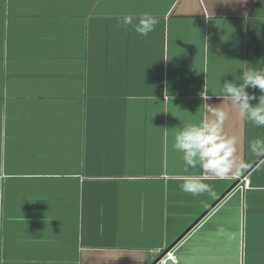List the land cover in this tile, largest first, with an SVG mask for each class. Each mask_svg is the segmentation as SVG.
Returning a JSON list of instances; mask_svg holds the SVG:
<instances>
[{
	"label": "crops",
	"instance_id": "1",
	"mask_svg": "<svg viewBox=\"0 0 264 264\" xmlns=\"http://www.w3.org/2000/svg\"><path fill=\"white\" fill-rule=\"evenodd\" d=\"M262 66L264 0H0V264H153L197 220L164 264H264V127L230 115L246 167L199 195L173 148Z\"/></svg>",
	"mask_w": 264,
	"mask_h": 264
},
{
	"label": "clouds",
	"instance_id": "2",
	"mask_svg": "<svg viewBox=\"0 0 264 264\" xmlns=\"http://www.w3.org/2000/svg\"><path fill=\"white\" fill-rule=\"evenodd\" d=\"M131 14L125 15L122 23L131 26L140 36H148L158 24V19L151 13L140 15L139 22L133 23ZM207 39V38H206ZM167 60V59H165ZM165 83L164 102L169 98L167 81ZM259 89L264 93V66L248 68L232 80L225 79L221 83L219 94H212L207 84L198 93L202 103L197 111L200 118L194 122L181 124L174 135L173 148L182 154L184 177L181 189L192 195H199L210 190L206 183L209 176L223 178L235 174L246 164L238 156L239 139L225 131V123L233 113L256 127H264V94L258 98L248 89ZM213 97L219 103H211ZM250 152L257 157H264V139L249 141Z\"/></svg>",
	"mask_w": 264,
	"mask_h": 264
},
{
	"label": "water",
	"instance_id": "3",
	"mask_svg": "<svg viewBox=\"0 0 264 264\" xmlns=\"http://www.w3.org/2000/svg\"><path fill=\"white\" fill-rule=\"evenodd\" d=\"M243 177H245V175L243 174L242 176H241V178H243ZM239 181H240V179H238V180H236L234 183H233V185H232V187L231 188H233V187H235V186H237L238 185V183H239ZM225 195V194H224ZM223 195V196H224ZM212 208V207H211ZM210 208V209H211ZM198 221V220H197ZM197 221H195L192 225H191V227H189L188 229H187V231L184 233V234H182L180 237H178L167 249H165L161 254H160V256L154 261V263L153 264H157L158 262H159V260L168 252V251H170V249L171 248H173L179 241H180V239L193 227V226H195V224L197 223Z\"/></svg>",
	"mask_w": 264,
	"mask_h": 264
},
{
	"label": "built area",
	"instance_id": "4",
	"mask_svg": "<svg viewBox=\"0 0 264 264\" xmlns=\"http://www.w3.org/2000/svg\"><path fill=\"white\" fill-rule=\"evenodd\" d=\"M244 178V177H243ZM241 178V179H243ZM245 185L248 186V180L245 182ZM174 254L171 251H168L160 260L157 264H164L169 258H174Z\"/></svg>",
	"mask_w": 264,
	"mask_h": 264
}]
</instances>
